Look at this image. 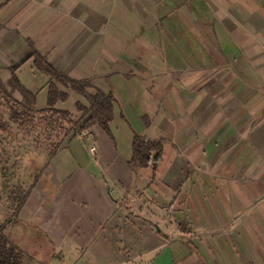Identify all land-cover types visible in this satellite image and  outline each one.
<instances>
[{"label":"crops","instance_id":"obj_1","mask_svg":"<svg viewBox=\"0 0 264 264\" xmlns=\"http://www.w3.org/2000/svg\"><path fill=\"white\" fill-rule=\"evenodd\" d=\"M33 51L117 108L109 134L96 126L42 160L17 215L37 235L10 231L22 251L170 264L178 242L181 264H264V0H0V79L23 62L21 84L40 89ZM134 132L161 143L155 165L128 166Z\"/></svg>","mask_w":264,"mask_h":264},{"label":"trees","instance_id":"obj_2","mask_svg":"<svg viewBox=\"0 0 264 264\" xmlns=\"http://www.w3.org/2000/svg\"><path fill=\"white\" fill-rule=\"evenodd\" d=\"M32 58L34 68L47 76V81L38 90L30 91L20 82L16 70L21 64L11 67V76L6 81L0 80V92L13 102V113L11 120L15 123L29 121L33 117H56L68 124L69 128L64 134V138L51 148L48 157L53 156L56 151L67 141L75 136L88 132L98 126L110 133V123L113 120L117 103L111 91L99 88L91 90L93 85L88 78H73L68 73L55 68L47 59L46 55H41L33 51L27 59ZM45 89L46 103L43 107L38 106L37 97ZM74 96V108L78 113L73 117L71 111L59 108L58 103L65 102L69 96ZM66 139V140H65ZM132 155L127 164L130 168H147L150 164L155 165L161 151V143L148 140L138 133L132 136ZM40 155V153H37ZM36 171V170H35ZM37 173V171H36ZM36 173L33 177L36 181ZM0 173V180H1ZM29 190L25 191L21 197H14L16 201L12 215L4 221L17 218V215L24 205ZM8 219V220H7ZM3 221H0V264H22L23 251L3 233Z\"/></svg>","mask_w":264,"mask_h":264},{"label":"rangeland","instance_id":"obj_3","mask_svg":"<svg viewBox=\"0 0 264 264\" xmlns=\"http://www.w3.org/2000/svg\"><path fill=\"white\" fill-rule=\"evenodd\" d=\"M21 74L22 77L31 78V73L27 67L22 69ZM63 104L65 107L70 106L73 109L74 96H69ZM13 109L12 100H9L0 92V173L2 175L0 180V221L4 223L3 233L6 237L11 239L13 235H10V231L12 228H18L21 229V233L17 237H22L25 241L31 242L36 237L37 232L35 227L29 225L30 221L20 223L17 218L7 219L8 221H4V219L14 217L12 215L16 205L14 197H21L32 186L35 181L33 173H36L37 168L43 165L42 160H45L51 148L55 147L57 142L64 138L69 126L61 120H56V117H48L47 115L45 117L35 116L29 121L18 124L11 120ZM64 143L65 141H63ZM93 144L94 142L89 144L88 147ZM37 153H40V155ZM29 165H32V167L29 168ZM108 238H111V235ZM14 243L17 245L20 242L15 240ZM180 244L178 242L174 243L172 249L169 247L161 254L164 256L171 251L174 252V261L170 264H181L182 251L180 250ZM133 245L135 247L133 253L139 252L141 245H138V243ZM34 246V249H37H33L35 257L30 252L23 251L22 264H105V261L100 262L94 250L88 248L78 250L73 246H67L62 252V258L52 257L48 259L44 258L43 252L39 249L40 246ZM108 253L111 254V257L118 256L116 251L108 250ZM119 254L120 258L123 257L122 250ZM159 259L161 258L157 257L153 263L162 264L163 261ZM146 261L147 257H142V259H136L128 264H148Z\"/></svg>","mask_w":264,"mask_h":264},{"label":"built area","instance_id":"obj_4","mask_svg":"<svg viewBox=\"0 0 264 264\" xmlns=\"http://www.w3.org/2000/svg\"><path fill=\"white\" fill-rule=\"evenodd\" d=\"M87 151L91 157H94L97 153V148H96L95 143L93 145H91L90 147H88Z\"/></svg>","mask_w":264,"mask_h":264}]
</instances>
